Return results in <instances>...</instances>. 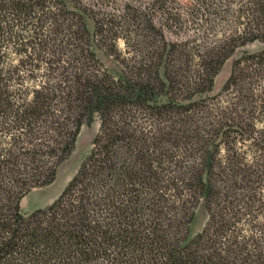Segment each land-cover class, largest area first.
Masks as SVG:
<instances>
[{
  "label": "trees",
  "instance_id": "obj_1",
  "mask_svg": "<svg viewBox=\"0 0 264 264\" xmlns=\"http://www.w3.org/2000/svg\"><path fill=\"white\" fill-rule=\"evenodd\" d=\"M104 2L0 0V264H264V50L205 96L264 43V0ZM97 116L62 193L23 213Z\"/></svg>",
  "mask_w": 264,
  "mask_h": 264
},
{
  "label": "rangeland",
  "instance_id": "obj_2",
  "mask_svg": "<svg viewBox=\"0 0 264 264\" xmlns=\"http://www.w3.org/2000/svg\"><path fill=\"white\" fill-rule=\"evenodd\" d=\"M84 2L89 0H83ZM93 1H99L100 6L102 2H104L103 7H107L106 1L108 0H93ZM111 2L110 5H108L107 9L112 10V4L116 6H121L123 2L127 0H109ZM190 0H171L172 4L174 6L179 7L183 11L187 10L189 6ZM70 7H72L71 4H69ZM87 19V25L92 33V48L96 52L97 56L105 63V65L108 67V69L113 73V75L118 76L121 73V68L119 64L114 60L113 56L107 54L103 48L99 47L96 38L94 35V23L93 20L86 16ZM189 19H192L191 16H189ZM197 21V20H196ZM188 22V21H187ZM200 23V21H199ZM186 33L185 31L181 33V37H189L192 35L193 32L198 31L197 26L191 24V21L187 23L186 26ZM169 37H177L176 35L169 33ZM118 47L121 51H124L125 49V41L121 38L118 41ZM264 50V43L260 41H255L252 43H249L243 47L238 48L235 53L226 60L224 63L221 71L215 78V86L214 90L210 93L205 94L206 95H215L217 94L225 81L228 79L232 64L235 59L239 58L241 55H243L245 52H259ZM9 62H17L18 56L15 55L14 52H11L8 56ZM163 72V70H162ZM196 99L200 98V96H196ZM162 100H166V98H162ZM100 127V120L97 116L94 120V122L88 126L84 125L81 129V132L78 136L77 143H76V149L73 152V154L64 161L58 168L57 171V177L55 181L47 186L44 187H38L34 188L31 192H29L21 201V211L23 213H31L34 210L38 208H43L51 204L64 190L68 182L74 177V175L77 173L79 167L81 166L83 160L86 158V156L91 152L93 147V140L96 136V134L99 131ZM208 219V212L205 207L204 200H202L196 209L195 217L190 225V233L189 238L193 237L198 232L202 231L206 221Z\"/></svg>",
  "mask_w": 264,
  "mask_h": 264
}]
</instances>
